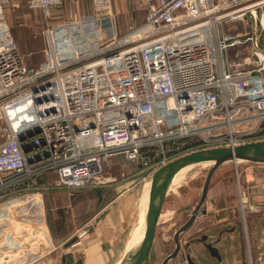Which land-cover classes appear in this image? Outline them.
Segmentation results:
<instances>
[{"label":"built area","instance_id":"1","mask_svg":"<svg viewBox=\"0 0 264 264\" xmlns=\"http://www.w3.org/2000/svg\"><path fill=\"white\" fill-rule=\"evenodd\" d=\"M66 1L79 0H26L47 21ZM12 2L0 0V227L13 223L9 204L26 211L16 216L43 214L48 172L73 193L109 182L115 156L151 177L186 151L264 139V0H142L144 20L124 34L108 26L112 0H92L94 13L44 29L36 67L6 18ZM247 210L264 209L244 202L243 218Z\"/></svg>","mask_w":264,"mask_h":264},{"label":"crops","instance_id":"2","mask_svg":"<svg viewBox=\"0 0 264 264\" xmlns=\"http://www.w3.org/2000/svg\"><path fill=\"white\" fill-rule=\"evenodd\" d=\"M136 1L142 3V0ZM112 2L115 11L117 0ZM71 3H77L82 14L94 13L92 0ZM59 8L66 11L65 4L56 11ZM4 12L13 31L19 23L34 26L42 20L38 13L28 8L26 0H13ZM140 20L138 24L144 20L142 15ZM111 163V169L105 172L109 182L73 193L55 185L57 175L54 172L39 179L41 185L51 186L43 193V214L37 216L38 221L44 222V232L50 241L42 247L46 249L42 256L46 264H117L128 248L138 226L141 195L138 196L137 183L142 173L136 174V163L122 157H113ZM122 169L134 171L135 175L121 178ZM195 187H191L189 196L181 203L169 195L149 264L155 259L159 230L167 208L172 207L176 216L180 214L181 226L200 198L202 187L199 190ZM244 202L264 209V164L222 165L213 176L197 218L180 235L178 255L168 264H264V210H247L243 218ZM46 208L53 211L48 218ZM57 213L63 218L59 219ZM80 229L85 232L80 233ZM206 236L207 240L203 241ZM206 242L214 244L217 249L214 254L203 246ZM174 249L175 245L172 251Z\"/></svg>","mask_w":264,"mask_h":264},{"label":"rangeland","instance_id":"3","mask_svg":"<svg viewBox=\"0 0 264 264\" xmlns=\"http://www.w3.org/2000/svg\"><path fill=\"white\" fill-rule=\"evenodd\" d=\"M139 3L140 2L136 0H117L115 14L112 17L113 19L111 20L112 23L108 24V26L114 28L115 32H118L119 34H124L129 30V27L131 25H139L138 23L141 21L140 16L142 15L143 18H145L144 15L146 13V9L143 4ZM63 9L59 8V11L53 14V17L51 19H48V21L41 17L42 20L38 22L37 25L35 24L34 26H26L25 23H19V25H16L15 30L13 31V36L18 41L25 60L28 59V61H26L29 65L36 67L39 65V62L41 63V61L45 60L43 59V57L46 58V52L45 50H43L46 45L43 31L46 27H48L49 25L55 27L67 25L75 21H79L83 17V15H85L81 13L77 3L74 4L69 10L65 11ZM92 13L93 12L89 14ZM107 14H96L98 16L97 21H102ZM90 30L93 31V33H99V35L100 33H104L107 31L105 27L92 28ZM96 38V36L92 35L93 40ZM171 144L172 143H170V145ZM140 165L141 164H139L138 167L139 169H142V166ZM209 167V164H200L184 172L181 178L179 179V182L172 186L170 189L171 199L176 198V200L181 203L182 200L185 201L186 198L189 196L188 194L191 191V187L196 186L195 188L199 190L203 185ZM149 176L150 175L146 173H142V177L139 176L140 181L137 183L138 196L142 194L144 184L147 179L150 178ZM4 207H7L8 209V205L0 206V209ZM140 207L141 206L139 205V208ZM172 210V207L167 208V213L165 214L163 218L164 220L161 223V228L159 230V236L157 239L156 255L155 259L151 261V264H161L163 258L174 248L175 231L182 221L178 219L180 214L176 216L175 212H173ZM5 211H0V220L3 218V214L7 213V210ZM9 212V215L12 217L11 220L13 221V223L9 222L7 224L1 225L0 227V264H46L45 262L47 260H42V258L45 256L44 253L46 251V249L42 247H45V244H41L39 246V242H37V237L30 235L23 228L27 227L29 231L36 235V233L32 230L33 228H35L38 234L42 233L43 235H45V238H43L45 239V243L47 244V241H50L48 236H46L44 232V222L38 221L39 217L37 216H16L17 213H25L26 211L20 210L19 207H16L15 209L13 208L12 204H9ZM0 223H3V221L1 220ZM25 224L30 226H26ZM8 231H14L15 234H19L17 235V238H10L9 236H7ZM10 239H13L17 242L27 241V244L23 248H27L29 246L31 247L32 245L34 247V252L27 255V252L24 250L23 254V251L19 247L14 249L9 248L6 245H12L10 244Z\"/></svg>","mask_w":264,"mask_h":264},{"label":"water","instance_id":"4","mask_svg":"<svg viewBox=\"0 0 264 264\" xmlns=\"http://www.w3.org/2000/svg\"><path fill=\"white\" fill-rule=\"evenodd\" d=\"M249 162L264 164V139L249 141L234 146L220 145L199 147L179 154L160 165L150 177L149 203L145 221L140 229L136 228L137 231H135V235L125 251L126 255L120 264L150 263L158 226L161 222L167 199L171 193V186L175 177L181 171L190 166L192 168L196 165L206 163L210 165L202 185L200 198L192 208L188 220L176 229L174 235L175 249L164 258L162 264H168L169 260L178 255L181 249L180 235L187 230L197 218L207 197L213 176L219 167L227 163L238 164ZM206 240L207 236L203 241ZM204 245L207 251L212 254L217 250L214 248L212 242L203 243V246Z\"/></svg>","mask_w":264,"mask_h":264},{"label":"bare ground","instance_id":"5","mask_svg":"<svg viewBox=\"0 0 264 264\" xmlns=\"http://www.w3.org/2000/svg\"><path fill=\"white\" fill-rule=\"evenodd\" d=\"M209 164V163H206ZM191 168L188 167L185 170L181 171L174 179L172 186L177 184L179 182V179L183 175L184 172L188 171ZM150 184H151V179L148 178L147 181L144 184L143 192L141 194V200H140V211H139V221H138V229L142 226L143 222L145 221L146 215H147V209H148V203H149V192H150ZM171 186V187H172ZM137 231V229H136ZM139 232V231H138ZM126 255V252L121 256L120 260L118 261L117 264H120L121 261L123 260L124 256Z\"/></svg>","mask_w":264,"mask_h":264},{"label":"trees","instance_id":"6","mask_svg":"<svg viewBox=\"0 0 264 264\" xmlns=\"http://www.w3.org/2000/svg\"><path fill=\"white\" fill-rule=\"evenodd\" d=\"M65 5H66V10H69L73 5H72V3H71V1H66L65 3H64ZM57 11H59V10H57ZM57 11H55V13H57ZM195 147V143H194V141H189L188 143H187V145H186V147L185 148H187V149H192V148H194ZM53 213V211H51L50 212V209L49 210H47V208H46V216H47V218L49 217V214H52ZM57 216H58V218L59 219H61V218H63L60 214H58L57 213Z\"/></svg>","mask_w":264,"mask_h":264}]
</instances>
